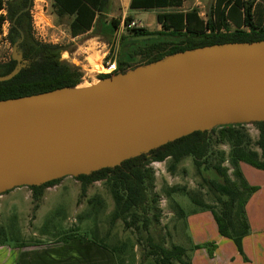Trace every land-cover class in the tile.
<instances>
[{
	"label": "water",
	"instance_id": "water-1",
	"mask_svg": "<svg viewBox=\"0 0 264 264\" xmlns=\"http://www.w3.org/2000/svg\"><path fill=\"white\" fill-rule=\"evenodd\" d=\"M19 43L18 68L0 81L21 71ZM263 121L264 41L187 50L89 88L1 100L0 195L115 167L197 131Z\"/></svg>",
	"mask_w": 264,
	"mask_h": 264
},
{
	"label": "trees",
	"instance_id": "trees-1",
	"mask_svg": "<svg viewBox=\"0 0 264 264\" xmlns=\"http://www.w3.org/2000/svg\"><path fill=\"white\" fill-rule=\"evenodd\" d=\"M34 0H0V32L6 23H10L8 39L14 46L18 44V55L23 65L21 71L9 80L0 81V101L16 99L63 88H74L82 84L83 73L77 67L61 60L64 47L62 45L43 44L35 39L32 33L30 9ZM184 0H132V9H167L181 8ZM107 0H54V6L59 17H74L71 22L72 35L77 37L89 31L96 35L111 38L120 28L121 20L107 21L104 17ZM257 9L255 0H216L208 18H203L197 9L190 11H169L157 14V21L162 29L149 32L146 28L129 30L134 36H152L149 40L134 44L131 36H124L120 50L116 56L121 72L157 62L169 55L196 48L221 45L227 43H251L264 41V26L254 23V13ZM244 14V24L238 23ZM263 16H260L262 19ZM129 16L125 24L132 22ZM230 22L236 24L231 28ZM19 61L13 56L0 63V78L12 75L18 68ZM246 124L224 125L212 130L197 131L188 136L167 143L157 149L124 161L121 165L104 168L88 175L74 177L81 182V193L87 194L88 187L98 181H106L110 185L116 211L113 220L130 217L128 227L141 222L148 228L153 219L159 221V196L154 193L155 173L151 164L171 160L169 169L174 172L186 158L192 157L199 171L214 170L218 179L210 180L209 184L216 192L217 202L221 210L217 211L211 205L192 198L199 207L210 210L217 222L220 234L233 239L239 252L243 253V239L250 233L251 226L247 217L246 206L250 196L259 188L250 186L240 168L246 163L256 169L264 170V121L254 125L259 131L258 139L253 142L244 130ZM219 129L215 141L229 145L230 151H220V159L210 161L213 154L214 133ZM229 162L233 168L236 180L228 174L224 165ZM62 179V178H61ZM61 179L53 180L40 186H30L33 199L38 202L43 198L45 190L57 185ZM9 192V191H7ZM6 192V193H7ZM176 192L171 188L170 193ZM93 201V200H90ZM151 213L153 216H151ZM179 215L185 216L184 209L179 206ZM128 223V220H125ZM139 228V226H137ZM75 236H67L65 240ZM82 242L87 241L81 236ZM92 240L103 248L111 251L98 238ZM211 254L214 246L210 245ZM152 255L158 264H190L186 261L187 250L180 245L167 249L160 245H152ZM117 257V256H116ZM117 264H121L117 260Z\"/></svg>",
	"mask_w": 264,
	"mask_h": 264
},
{
	"label": "rangeland",
	"instance_id": "rangeland-1",
	"mask_svg": "<svg viewBox=\"0 0 264 264\" xmlns=\"http://www.w3.org/2000/svg\"><path fill=\"white\" fill-rule=\"evenodd\" d=\"M47 1L54 5L53 0ZM214 2L215 0H185L182 9L131 10L130 13L128 0H107L104 17L108 22L114 19L121 20L119 30L111 38L96 35L92 31L75 41L70 40L66 34V37H62L60 44L64 47L61 60L83 71L85 81L80 84L81 88L92 87L98 82L94 76L101 71L102 63L107 62L111 55H118L122 38L124 36L133 37V34L126 29L124 21L127 17L132 16L136 20L139 18L142 27L155 33L161 30L157 22L158 12L197 9L201 16L207 19ZM261 4L255 18L258 27L264 26V18H260V15H264V2ZM52 11L53 23L66 30L70 36L66 28L72 19L59 17L55 6ZM240 24H242V19ZM230 25L233 30L237 27L234 22H230ZM9 29L10 23H6L0 32V63L8 61L14 54L13 45L8 39ZM32 33L34 36L33 26ZM105 52L108 53L106 57H104ZM244 130L253 142L258 139L259 131L254 124H246ZM218 132L219 129L214 133L212 145L214 152L210 161L213 163L220 159L218 152L225 151L228 154L230 151L228 144L215 141ZM170 164V159L162 163L151 164L155 173L154 193L159 196L158 208L160 212L157 213L159 221L153 219L147 229L142 226L141 222H137L131 228L128 227L127 224L132 221L130 217L125 219L124 216L113 220L116 202L110 185L106 181L95 182L88 187L87 194L83 196L81 182L74 177H64L57 185L51 187L54 190L46 193V199L42 202L38 214L34 199L33 205L29 207V200L22 192L18 193L14 203L10 199L2 200L0 241L5 236L17 237L21 227L29 231L35 230L38 234L47 232L58 236L81 237L84 235L90 239L96 237L101 239L106 246L114 249L117 260L121 264H158L155 256L151 253L152 245H160L167 249L172 248L173 245H180L187 250L186 261H192L195 250H206L209 258L213 257L217 249L228 255L235 246L239 252L233 239L220 234L212 212L199 207L192 200L195 198L211 205L217 211L221 210V205L216 199V192L209 184L210 180L221 181L217 173L212 169L199 171L192 157L184 159L174 172L170 171ZM223 166L229 169L228 174L231 179L238 181L234 176L231 164L227 161ZM240 168L249 185L259 188L256 193L250 196L246 206L251 226L250 233L245 237L248 238L253 234V227L256 226L264 230V170L256 169L245 163H241ZM61 184H67L68 188L60 187ZM55 187L59 188L55 189ZM171 188H175L176 192L169 196ZM179 206L184 209L185 216L179 215ZM36 215H38L37 222L34 223ZM151 216H153L152 213ZM125 220H128V223ZM223 240L228 243L223 244ZM191 243L197 244L198 248H192ZM253 243H248L246 247L249 250L255 249ZM210 245L214 246L213 254L209 250ZM243 253L245 254L244 249ZM244 254L241 255L244 256ZM244 258L247 260L246 257ZM196 262L197 264H206L201 259ZM175 264L179 263L175 262Z\"/></svg>",
	"mask_w": 264,
	"mask_h": 264
},
{
	"label": "crops",
	"instance_id": "crops-1",
	"mask_svg": "<svg viewBox=\"0 0 264 264\" xmlns=\"http://www.w3.org/2000/svg\"><path fill=\"white\" fill-rule=\"evenodd\" d=\"M131 2L132 0H128L130 13L131 10H166L132 9L130 6ZM215 2L214 5L211 6V9L215 7ZM184 4L185 0L183 1V6ZM183 6L178 9H182ZM185 11L190 10H184V12ZM66 17L71 18L72 20L74 18L69 16ZM241 19L242 17L238 19V23H240ZM134 20H136V18H134ZM138 20L140 19L138 18ZM71 22L66 29L70 33L71 37H73L72 41H75L77 38L92 32L89 31L85 34L74 37L72 35ZM139 22L141 23V20ZM158 25L161 27L159 23ZM107 54L108 53L105 52L104 57H106ZM94 77L98 81L104 79L98 77L97 74ZM66 185L67 184H61V186H59L66 189L68 188ZM58 188L59 187H55V189ZM50 190L54 189L49 187L45 190L44 196L40 200L37 214L41 209L42 202L46 199V193ZM20 192L24 193L26 199L29 200V207H31L33 205V193L29 187L23 186L0 195V210L2 207V200L10 199V201L14 203L16 196ZM37 216L38 215L35 217L34 223L37 222ZM252 232L253 234L251 236L243 240V249L245 252L244 256L238 252L235 246L229 251L228 255H226V252L221 253L220 249H217L211 258H209L206 250H195L193 252L192 261H189V263L197 264L196 261L201 259L206 262V264H264V230L255 226L253 227ZM67 236L68 235H51L47 232L38 234L35 230L29 231L28 229L25 230L21 227L17 237L5 236L3 240L0 241V264H117V257L108 249L95 243L92 239L88 238L87 241L82 242L80 240V236H75L73 239L65 240ZM223 241V244L228 243L226 240ZM250 242H254L253 244L255 245V249L249 250L246 247ZM191 247H194L195 249L198 248L197 244L192 243ZM244 257H246L247 260H245Z\"/></svg>",
	"mask_w": 264,
	"mask_h": 264
},
{
	"label": "built area",
	"instance_id": "built-area-1",
	"mask_svg": "<svg viewBox=\"0 0 264 264\" xmlns=\"http://www.w3.org/2000/svg\"><path fill=\"white\" fill-rule=\"evenodd\" d=\"M53 4H50L47 0H34L30 9V16L32 19V26L34 30V36L37 41L43 44L60 45L62 37H69L73 39L71 35L62 29L60 26H56L52 20V8ZM143 28L139 21L133 20L126 25L127 30ZM108 58V57H107ZM83 73V71L81 70ZM117 58L115 55H111L107 62L102 63V69L97 76L100 78H107L120 73ZM85 81V75L83 73L82 83ZM98 81V80H97Z\"/></svg>",
	"mask_w": 264,
	"mask_h": 264
},
{
	"label": "flooded vegetation",
	"instance_id": "flooded-vegetation-1",
	"mask_svg": "<svg viewBox=\"0 0 264 264\" xmlns=\"http://www.w3.org/2000/svg\"><path fill=\"white\" fill-rule=\"evenodd\" d=\"M262 2H264V0H255V5H257V9H254L255 10V13H254V23L256 22L255 21V18H256V12L260 9V7H261V3ZM261 14V13H260ZM259 14V15H260ZM261 16V15H260ZM263 16V18H264V15H262ZM264 21V20H263ZM255 26H258V24L257 23H255ZM242 27H244V28H247L246 26H245V24H244V14L242 15ZM141 37H145V36H134V37H132V38H130V41H133L134 42V44H137V43H140V42H142V41H146V40H149V39H143V38H141Z\"/></svg>",
	"mask_w": 264,
	"mask_h": 264
}]
</instances>
